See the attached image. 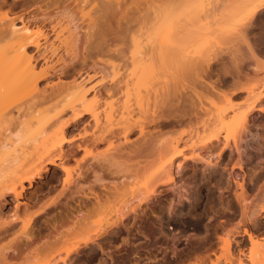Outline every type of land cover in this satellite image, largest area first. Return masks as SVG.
<instances>
[{
	"label": "bare ground",
	"instance_id": "obj_1",
	"mask_svg": "<svg viewBox=\"0 0 264 264\" xmlns=\"http://www.w3.org/2000/svg\"><path fill=\"white\" fill-rule=\"evenodd\" d=\"M5 1L0 0V6ZM41 2L47 9H41L39 4H34L35 6L32 4L30 11L38 7L40 12L37 15L26 11L25 14L8 20L0 30V41L5 43L0 49V55H8L9 58L8 61H4L7 62L6 66L4 64L5 67L0 64L3 67L0 68V103L6 99L13 100L5 110L0 109V134L9 132L11 129H8V124L16 121L12 122L16 132L12 130L14 133L3 135V141L0 139L2 142L0 202L6 194H10L15 202L13 216L19 210H26L28 202L22 201L26 188L43 177L50 165L64 173L62 189L69 190L75 181L69 178L63 165V160L69 158L71 154L67 155V150L73 148L76 152L91 151L93 154L95 152L90 163L76 174V179L86 180L88 174L92 173L93 178L86 185V191L75 182L74 194L77 195L76 200L79 198L76 201L79 207L78 214L84 215L86 212L84 217H88L85 219L88 227L85 234L65 250L67 256L92 242L96 244L97 239L108 235L112 230L124 228L129 231L130 227L126 226L125 221L131 217L132 220H138L147 216L157 198L156 189L159 185L172 184L175 187L178 185L176 177H179V182H183L188 161L192 163V174L189 177L192 178L197 172V164H202L200 170L203 174L208 168L215 167L213 151L217 148L219 149L216 150L218 153H215V158H220L227 151L231 152V149L238 154V158H243L245 150L242 145L243 139L231 144L228 137L233 136L232 131L225 124L223 127L218 126L223 124L229 112L232 114L229 120L240 126L251 118L254 120L260 117L264 113V80H258L253 85H243L241 81L250 75L245 72L242 63L231 61L226 66L220 63L221 59L220 56H216L217 54L214 55L216 57L209 55L213 57L209 58L205 53L203 57L201 55L199 59L194 60L188 56L187 50L194 48L202 36L210 34L203 32L202 35V28L214 29L216 32L214 36L219 37L225 32L223 25L229 21H235L236 27H241L240 35H245L248 24L264 10V0H223L220 3L218 0L219 5L215 3L214 8L205 10L207 12L204 11L203 17L198 18L191 12L188 14L193 17L184 20L180 18L185 10L191 7L190 0H148L144 3L149 5L142 10L137 8L138 0H41ZM84 5H89L87 13L81 10ZM58 6L62 7V15L50 13V10ZM14 20L21 25H16ZM61 21L65 22L67 25L65 28H70L71 32L69 31L68 38L55 44L54 41H58V32L62 28ZM83 24L88 25L87 29L82 30ZM211 35L213 34L209 36ZM164 37L171 40L167 46L160 43ZM126 38L134 45L129 55L124 51ZM142 40L149 44L145 50L140 46ZM155 42H158L156 48ZM250 52L252 59L260 64L259 67L264 68V60L253 50ZM216 63L223 65L222 73L231 79V83L227 85L232 87L230 93L223 92L222 88L210 81L212 68ZM73 68L76 75L71 76L73 78L71 83L60 82L54 86L50 85L48 92L37 89L40 80L53 75H63L66 70ZM121 69L124 71L121 72ZM5 71L12 74L13 78H9L8 74L3 75ZM191 72L194 80L192 82L188 80L191 83H184L180 89V85ZM96 76L99 78L94 80ZM158 85H163L159 86L162 89L161 94L148 93ZM242 94L244 95L241 101H234V98H240ZM209 96L213 98L223 96L226 98L227 107L214 111L209 108L210 103L208 106L206 102L205 106L203 100H207ZM110 98L116 100L122 98V103L114 108L108 103L110 101L107 99ZM212 99L208 101H213ZM213 104L212 102L211 105ZM12 109L18 114L16 118L10 113ZM86 115L88 118H85ZM83 120L85 122L79 128H82L84 133L82 132V135L77 133V136L72 138L67 137L66 129L69 126L76 128ZM177 125H186L187 128L175 134L173 138H156L154 133L156 129L172 128ZM134 131L138 135L132 139ZM103 144L106 145L104 149L101 146ZM198 149L205 154L202 155ZM10 152L13 154L7 159ZM125 158L136 162L131 165L132 167H127L134 171L133 174L144 169L147 174L142 180V186L130 192L132 194L128 199L119 201L117 208L106 209L107 207L100 202V197H104L105 193L101 195V192L94 189L102 186L99 185L101 179L95 175V169L113 168L116 173L122 164L118 160ZM27 161L32 162L24 169ZM16 165L23 169L19 175L13 174L12 171L5 175L6 167L8 170V167ZM239 165L231 169H239ZM232 174L229 175L232 182L237 183L236 185L242 189L241 183L235 180L237 175ZM185 185L183 183L181 187H176L177 201L172 207L168 206L170 207L167 210L168 216H171L181 200L189 202ZM242 206L240 205L241 210L239 208L241 216L246 213L244 211L246 208ZM41 211L38 210L35 215ZM96 211L102 214L99 213L98 220L91 221L90 217ZM249 218L248 221L252 220ZM33 219L30 218L23 223L21 236L20 234L14 236L18 237L14 243L0 252V264H19V260L20 264H30V261L31 264H38L35 255L32 253L34 257L30 255L31 251L29 255L25 254L33 257L30 260V257L23 256L22 250L33 240V235L29 232ZM16 221L18 219L13 217L5 222L0 216V232L6 231ZM243 234L247 236L252 247L259 245V241L246 229L243 230ZM229 236L221 241L224 263L244 264L241 258L234 262ZM28 251L29 247L26 252ZM32 251L34 252V249ZM261 252L258 251L257 254L263 255ZM242 254L240 252V255ZM21 256L23 257L18 259L19 262L12 261L14 257ZM60 258L48 260L46 264L66 262V257L65 259L62 257V260ZM263 258L264 256L260 257L263 260H260L261 262L251 259V264H264Z\"/></svg>",
	"mask_w": 264,
	"mask_h": 264
},
{
	"label": "rangeland",
	"instance_id": "obj_2",
	"mask_svg": "<svg viewBox=\"0 0 264 264\" xmlns=\"http://www.w3.org/2000/svg\"><path fill=\"white\" fill-rule=\"evenodd\" d=\"M138 1L139 4L136 2V5L139 6L137 7L134 5V7H137L140 10L149 5L145 4L148 0ZM217 1L218 0H190L191 7L187 10L189 12L185 10L180 19H190L193 14L194 16L196 14L198 18H201L203 17L202 15L205 10L214 8L213 6L217 3ZM220 1L222 2L223 0H219V3ZM41 3V0H6L5 3L0 6V30L3 28L2 25H6V22L11 18H15L25 14L26 11H30V7L34 4H39L41 9H47L46 6L43 4L41 5ZM219 3H217V6ZM48 9L50 8L48 7ZM61 9L62 7L58 6L50 10V13L57 16L59 14L62 15ZM89 9V5L81 7V10L84 13H87ZM134 9H132V11L136 12ZM58 11L60 13H58ZM39 12L38 7H34L30 11L33 15H37ZM191 12H193L192 15L188 14ZM188 19H186V21ZM63 22L64 21H61L60 23L62 28L58 32V41H54L55 44H59L60 41H64L68 38L69 31L71 32V30H69L70 28H65L67 25ZM14 23L18 26L21 25L20 22H17L16 20H14ZM236 25L235 21H229L223 25V30H225V32L219 37L214 36L216 34L214 29L202 28V35L203 32L213 35H201L202 37L199 42H197L195 47L187 50L189 53L188 56L190 58H194V60L196 58L197 60L201 57V55L203 57L204 53L205 55L207 54L209 58L212 55L214 56L217 54L216 56H220V63L225 64L226 66H228L231 61L240 62L242 63L241 65L244 66L243 69L245 72L250 75L247 79L242 80L241 83L243 85H253L258 80H264V68L259 67L260 64L252 59L253 57L250 52V50H253L260 59L264 60V10L259 13L253 22L248 24L245 35H240L239 31L241 30V27L238 28ZM81 27L83 28L82 30H84L87 29L88 25L83 24ZM112 27L114 26L112 25ZM170 41L171 40L169 38L166 39L164 37L160 43L163 46H167ZM132 44V41L128 38H126V40L124 39V51L127 52L126 54L133 51L134 45ZM4 45V41H0V49L4 47ZM140 46L145 50L149 44L142 40V42L140 41ZM154 47H158V42L154 43ZM7 56L0 55L1 65L4 66V64L7 63L4 62L9 59ZM1 57L3 59H1ZM220 63L213 65V74L210 81L214 82L216 86L220 87V89L222 88L223 92L226 91L227 93H230L232 87L227 86L228 84H226V81H230V78L226 77V75L222 73L223 65ZM6 65L7 64H5V66ZM0 68L3 67L1 66ZM74 70L75 68L68 69L63 75H53L47 79L40 80L38 82L37 89L47 91L48 89L50 90V85L54 86L56 83L60 82L71 83L73 80L72 77H75L76 75ZM123 71L124 69H121V72ZM5 72L3 75L8 74L7 76L9 78H13L12 74L10 75L7 71ZM190 74L191 75H188L185 78L187 81L185 80L181 85L179 84L180 89L184 83H191L194 80L192 75L193 73L191 72ZM98 78L99 76H96L94 77V80ZM159 86L163 85L156 86L152 91H148V93L161 94L162 91L160 90L162 89ZM187 92L188 94L190 93L189 90ZM243 95L244 94H242V97L240 96V98H234V101H241ZM211 97L212 96H209L210 99L213 98ZM209 98L207 100H203L205 101L203 103L205 106H209L210 103V109L215 111L217 108L227 107L225 102L226 98L223 96L213 98V101L210 102L208 101L210 100ZM107 100L110 102L106 101V104L108 102L111 106L113 105L112 107L114 108L122 103V98H118L117 100L110 98ZM12 101L13 100L11 99H6L3 103H0V109L2 111L5 110V108L11 105ZM212 102L214 103L213 106L211 105ZM10 113L13 114L12 116L15 118L18 115L14 109H12ZM165 114L168 115L167 113ZM231 116L232 114L229 112L223 124H220L218 127L227 125L228 129L232 131L231 133H233V136L229 135L228 137L231 139V144L234 143V141L240 142V140L243 139L242 145L245 147L244 153L242 154L243 158H238V154L236 155L232 149V153L227 151L220 158H215V153L218 151L217 149H219L217 148V151H213L215 152L213 156V163H215V167L208 168V170L203 174L200 170L202 168V164H197V172L192 178H189L192 174V163L188 161L187 168L185 169L186 175L185 177L183 176V182H179V177L175 176L177 180L176 184H178L175 187L172 184L159 185L157 187L158 189H156L158 193L157 198L154 200L153 208L147 213V216L138 220H132L131 217L125 221L126 226L130 227L129 231L124 228L121 230H112L108 233V235L97 239L96 244L92 242V244L90 243L84 247H80L75 252L66 256L65 250L70 248V246H72L80 236L85 234L88 227L86 221L88 217L85 218L86 212L84 215L78 214L79 207L77 206L76 201L79 198L76 200L77 195L74 193L77 182L80 187H83L82 190L86 191V185L92 181V173L88 174L86 180L79 178L76 179V174L82 169V167L90 163L92 156L95 154V152L93 154L91 151L76 152L73 148L67 150V155L71 154L69 155V158L63 160V165L66 168L69 178L76 182L69 187V190L67 189L63 191L62 189V178H64V173L60 169L50 165L48 171L43 174V177H41L37 182H34L31 187L26 188L22 200L28 202V206L25 208L26 210H19L20 212L17 211L18 214L16 213L15 216H13L15 202L12 195L6 194L1 200L0 216L2 219L6 222L15 217L18 221L12 224L11 227L7 228L6 231L0 232V252L3 250L5 251V248L9 247L10 244L12 245L15 239L18 238H14V236H18L21 233L22 224L28 219L34 218L29 230V232L33 235V240L30 245L28 244L27 247L22 249L24 252L21 251V255L24 253L23 256L26 257L31 251L30 255H35V257H33L35 259L37 258L36 261H38V264H46L48 260H54L55 258L58 259L60 257L61 260L63 259L62 257H64V259L66 257V262L62 263L61 261H57L56 264H225L224 252L220 247L222 245L221 241L227 235H230L229 237L231 238L230 250L232 257L235 259L234 262L237 258H241L244 264H251V259L252 261L262 260L260 257L262 258L264 256V242H260L264 237V113L257 119H249V122L247 121L246 124L241 126L236 122L230 121ZM85 118H88L87 115ZM12 122L14 123L16 121L13 120ZM12 122L11 124H8L9 127L7 126L8 129L10 128L11 130L7 133L4 132L0 134V139L2 141L4 139L3 135H8L10 132V134H12V132L15 131L12 126L14 125ZM84 122L85 120L77 125L76 128L69 126L66 129V136L72 138L76 137L77 133L82 135L84 132L82 128H79V126L81 127ZM186 128V125H177L172 128L162 127L158 130L156 129L154 133L158 139H169L173 138V136L175 137V134L177 135ZM237 132L239 133L237 134ZM137 135L138 133L134 131L131 138H137ZM1 140L0 143H2ZM76 142L79 143L80 140H76ZM101 146L102 149H104L106 145L103 144ZM65 147L67 146L65 145ZM257 148L260 149L257 150ZM197 151H199L202 155L205 154V152L203 153L199 149ZM12 154L13 152H10L6 158H10ZM123 160L124 159L118 160V162L120 161L122 164L117 168L118 171H115L116 173H114L115 169L113 168V170L109 169L112 171L111 173L106 168H99V170L98 168L95 169V175H98L101 179V182L99 181V185L102 186L95 187L94 189L101 192V195H103V192L105 193L104 197H100V202L101 205L104 204V207H107L106 209H109L108 207H112V209L116 206L118 207V203L122 202L121 200L125 201L128 199L129 195L132 194L130 192H134L142 186V180L147 174L145 169L139 171V173L137 172V174L136 172L133 174L134 171H131L132 169L127 167L134 165L136 162H132L126 158L124 161ZM31 162L32 161L25 162L24 169L29 166ZM238 164H240L239 169H231L234 166H238ZM6 169L7 167L5 168V175L8 174V171H12L13 174L19 175L23 170L18 165L10 168L8 167V170ZM230 170L231 174L234 173L237 175L235 180H237L238 183H241V186L243 187L242 189L239 185H236L237 183L234 184L232 182V178L229 176ZM125 174L129 176L127 177ZM183 183L184 185L186 184V196H188L189 202L187 203V200H181V202L178 203L179 205L175 207L171 216H168L167 210L170 209L168 206L172 207L173 203L177 201L175 199L178 196L175 195L177 194L176 187H181ZM62 191L63 193L60 196ZM74 202H76V205ZM240 205H244L246 208H244L246 213H244V215L242 214L243 219L246 221H248V217L252 218L251 216H253L252 213L254 212L255 217L252 224L246 223L245 221L241 223L239 221L240 217L236 206L240 208ZM81 209L85 211V209ZM100 209L102 210V208ZM38 210L42 211L35 215ZM97 211L90 217L91 221H96L100 218L99 213L101 212ZM242 226H245L251 235L260 241L258 243L259 245L252 247L244 237L234 236L239 233L234 230V228L240 230ZM169 227H171V229H169ZM28 247L29 251L27 253L26 251ZM32 249H34V252ZM37 251L38 253H36ZM255 251H262L263 255L257 254ZM240 252L243 254L240 255ZM23 256L20 258L14 257L17 259L13 258L12 261L15 263L19 261L21 262V260L18 261V259H21ZM33 257H30V260ZM33 262H35V260Z\"/></svg>",
	"mask_w": 264,
	"mask_h": 264
},
{
	"label": "crops",
	"instance_id": "obj_3",
	"mask_svg": "<svg viewBox=\"0 0 264 264\" xmlns=\"http://www.w3.org/2000/svg\"><path fill=\"white\" fill-rule=\"evenodd\" d=\"M236 209H237V212H238V214H239V208H238V206H236ZM250 211H252V210H250ZM253 212V211H252ZM254 212H253V216H252V220L250 219L249 221H246L245 219H243V217L241 216V213L239 214V217H240V219H239V221L242 223V222H246V223H253V219H254ZM249 218V217H248ZM240 225H242V224H240ZM243 229H246L247 230V228L245 227V226H242L241 227V229L240 230H238V229H235L234 228V230H236L237 232H239L238 234H235L234 236H241V237H244L248 242H249V240H248V238H247V236L246 235H244L243 234ZM248 231V230H247ZM249 232V231H248ZM250 233V232H249ZM251 234V233H250ZM253 236V235H252ZM264 238V237H263ZM263 238H262V241L260 242V243H262L263 242ZM250 243V242H249ZM249 249H250V247H249ZM248 253H249V250H248ZM237 254H238V251H237ZM216 257V256H215Z\"/></svg>",
	"mask_w": 264,
	"mask_h": 264
},
{
	"label": "flooded vegetation",
	"instance_id": "obj_4",
	"mask_svg": "<svg viewBox=\"0 0 264 264\" xmlns=\"http://www.w3.org/2000/svg\"><path fill=\"white\" fill-rule=\"evenodd\" d=\"M230 81H231V79H230ZM230 81H226V84H230L231 83Z\"/></svg>",
	"mask_w": 264,
	"mask_h": 264
}]
</instances>
